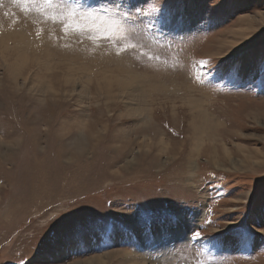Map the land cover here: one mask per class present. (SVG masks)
<instances>
[{
  "label": "rangeland",
  "instance_id": "1",
  "mask_svg": "<svg viewBox=\"0 0 264 264\" xmlns=\"http://www.w3.org/2000/svg\"><path fill=\"white\" fill-rule=\"evenodd\" d=\"M185 3L193 25L205 14L211 25L175 36L141 25L130 40L137 50L116 57V45L107 40L77 43L70 36L59 41L69 49L54 47L55 35L63 36L58 25L34 24L35 14L25 18L13 0H2L0 37L13 45L25 35L31 45L25 44L29 59L18 86L0 64V264L21 256L30 264H264V95L233 88L227 67L219 78L196 80L198 61L216 63L229 52L221 63H243L241 84L249 74L260 75L264 0H219L212 8L208 0ZM38 26L54 34L39 48L27 35ZM18 47H9L0 63L13 60ZM35 53L40 60H30ZM42 59L49 61L48 73L42 65L29 66ZM34 71L54 89L43 99L24 80ZM69 71L74 83L62 79ZM85 74L93 100L87 111L78 106L84 99L73 103ZM108 76L113 82L106 94ZM135 77L145 92L143 116L119 104L125 94L115 79ZM105 99L110 103H102ZM200 110L213 126L196 141ZM209 173L219 176L213 178L219 195L205 186ZM178 200L187 201L186 209L173 213L180 222L165 228L153 224L155 240L147 242L141 214L174 209ZM205 205L211 209L207 215ZM78 222L83 224L79 242L63 243ZM109 223L113 230L105 243L100 234ZM197 225L214 241L163 247ZM121 226L137 244L121 243L128 238Z\"/></svg>",
  "mask_w": 264,
  "mask_h": 264
},
{
  "label": "snow or ice",
  "instance_id": "2",
  "mask_svg": "<svg viewBox=\"0 0 264 264\" xmlns=\"http://www.w3.org/2000/svg\"><path fill=\"white\" fill-rule=\"evenodd\" d=\"M149 2L156 4L155 7H145ZM16 8L27 18L30 14H35L38 19L34 21V24H45L50 22L53 25L60 27L63 36L55 35L56 43L54 47H63L69 49V44L60 45L59 41L67 37H75L77 43L82 39H89L96 43L100 40H107L116 45L114 48V55L121 57L123 54L129 51H136L138 45L131 43V36L140 29L143 25L144 31H150L152 28L168 29L170 35H186L192 32L198 31L203 26H210L212 23L209 14H205L200 17L193 25L190 17L185 11V0H13ZM219 3V0H208L209 7H215ZM0 6H3L2 0H0ZM9 15V13H5ZM14 16V14H13ZM13 23L16 20L13 19ZM27 35L33 36L35 41H38L37 48L42 47L45 43L46 37H51L52 33L46 32L44 27H36L34 32H29ZM147 55V53H141ZM107 55V53H103ZM229 53L225 54V57L229 56ZM225 57H221L216 63H213L211 58L202 59L197 62V66L201 69L200 76L196 77L197 82L204 83L205 78H219L224 68L228 69L229 83L236 90L244 88L247 91H254L259 89L258 94L264 95V58L260 61V75L257 77L255 74H249L247 83L241 84L239 82L240 75L244 70L243 63H237L235 61L230 65L221 63ZM149 60L158 59V57L148 56ZM129 83L128 91L120 99L119 104L121 107H141L143 104V95L140 91L139 85L135 82ZM80 86V93L73 101L74 105L78 104L79 98H82L86 103L78 105L82 110L87 111L89 105L93 103V100L88 95V87L84 81H77ZM35 87V85H34ZM50 90V89H49ZM102 103H110L108 100H103ZM101 101H96L97 107H99ZM136 115L143 116V112H137ZM167 127V125H165ZM219 179L216 173H209L204 180L205 186L210 191H215L217 195L220 194V186L214 185L213 178ZM209 199H212L210 196ZM187 208V201L178 200L175 203L174 209L161 207L160 209L151 210L148 209L141 214L142 220V235L147 242H153L155 237L153 235V224H156L162 228L169 225L178 224V213ZM205 215L210 213L211 209L207 208ZM204 212V209L201 210ZM177 214H173V213ZM64 214H61V217ZM55 219L53 224L55 223ZM210 223V221H206ZM200 226L189 230V234L179 239H173L171 243L165 244L163 247L166 250H172L179 244H188L191 241L207 243L211 237H205L199 230ZM126 232L127 239L122 240L121 243L135 245L138 243L136 236L123 228ZM113 230V225L109 223L106 227V231L101 233V238L107 243L110 238V234ZM83 231V224L76 223L71 226L63 238L65 244H76L79 242ZM264 232V228L260 229ZM109 247L114 245H108ZM10 264H30V260L24 259L23 256L17 260L10 262Z\"/></svg>",
  "mask_w": 264,
  "mask_h": 264
},
{
  "label": "bare ground",
  "instance_id": "3",
  "mask_svg": "<svg viewBox=\"0 0 264 264\" xmlns=\"http://www.w3.org/2000/svg\"><path fill=\"white\" fill-rule=\"evenodd\" d=\"M16 36H17V34H16ZM10 38H11V35H10ZM9 41H10L9 37H5L4 34H3V36L0 37V44H1L0 57H5V55H8L7 51L10 52V50H8L9 47H15V46L18 47V45L22 44V46H23L22 49L23 50L19 49V47H18L17 48L18 49V53L15 54L16 56L14 57L13 60L2 59V62L0 64L7 71L8 79L11 80L15 85L18 86L20 79L23 78V72H24L23 71V69H24L23 67L25 66L24 64L29 59V56H27V54L24 51L25 48H26L25 44L29 45L30 43H28L29 41L27 40L25 35H21L18 39H14L13 43H12L13 45H10L11 42L9 43ZM30 60H35V61L40 60L39 55L37 56L36 53L33 54L30 57ZM42 60H43L42 64L29 65V66L30 67H33V66L39 67L40 65H42V67L44 69H46V71H47L45 73H48L50 71L49 69H51L50 66H49V61L47 59H42ZM35 74H36V71H34V73H32L31 75L26 74V77H25L24 80H26V82L29 83L28 85H30V89L32 91L34 90V91H36V93H38V94L35 93L37 95L38 99H43L44 94L49 89L51 91L54 90V89L51 87L50 82H48L47 80H45V79H43L41 77L40 78H36ZM42 75H43V73H42ZM46 78L48 79V76ZM83 78H85V80H80V81H84L86 84L90 81V80H88L89 78H88V76H86V74L84 75ZM62 79L64 80L65 83H67V82L74 83V78L72 76V72H70V71L68 72V74L65 73ZM128 79L127 78H125V79L122 78V80L121 79H115V83L118 85L117 87H119V92L120 93L126 94V92L128 91L129 83L133 82V80L131 78H130V80H128ZM35 81H37L38 83L37 84L36 83L33 84ZM112 82H113V80L111 79V77H109V78H107L105 80L104 85H103L104 93H106V94L110 93V86L112 85ZM20 85H22V84H20ZM34 85H35V87H34ZM79 93H80V90H78V94ZM141 93L144 96L145 92L141 91ZM191 103H193V102H191ZM129 106H130V111H132L134 113H137V112H146L147 113V108H146V104H145V99L144 98H143V104H142L141 107H133L131 105H129ZM194 106H195V103H194ZM196 118H198V120H200V123H199L198 127L194 129V131H195L194 139L196 141H200L204 134L207 135V133L211 132L213 124L211 126V120L208 121V119L206 118V113H205L204 110H200L198 112V115H197ZM211 137H213V134H212ZM197 152H198V150H197ZM215 154H216V151H213L212 152V157H214ZM129 264H137V263H129Z\"/></svg>",
  "mask_w": 264,
  "mask_h": 264
}]
</instances>
